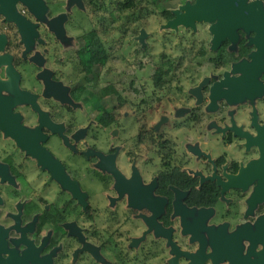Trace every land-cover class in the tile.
I'll use <instances>...</instances> for the list:
<instances>
[{
  "label": "flooded vegetation",
  "instance_id": "obj_1",
  "mask_svg": "<svg viewBox=\"0 0 264 264\" xmlns=\"http://www.w3.org/2000/svg\"><path fill=\"white\" fill-rule=\"evenodd\" d=\"M159 1L180 55L146 95L139 0L0 14V262L264 264V28H171L196 0Z\"/></svg>",
  "mask_w": 264,
  "mask_h": 264
},
{
  "label": "water",
  "instance_id": "obj_2",
  "mask_svg": "<svg viewBox=\"0 0 264 264\" xmlns=\"http://www.w3.org/2000/svg\"><path fill=\"white\" fill-rule=\"evenodd\" d=\"M14 2L15 0H0V14L23 25L22 20L12 11ZM27 2L32 4L30 1ZM174 15V20L167 24L171 28L179 26L195 28V24L200 22L214 23L211 28H264V15L261 13L260 5L257 3L247 5L246 0H196L194 5L183 6L180 11L174 12ZM236 83L234 97H239L238 90L247 94V82L239 80ZM231 92L232 89L224 96L230 98ZM23 261L25 258L15 260L11 257L0 264H21Z\"/></svg>",
  "mask_w": 264,
  "mask_h": 264
},
{
  "label": "rangeland",
  "instance_id": "obj_3",
  "mask_svg": "<svg viewBox=\"0 0 264 264\" xmlns=\"http://www.w3.org/2000/svg\"><path fill=\"white\" fill-rule=\"evenodd\" d=\"M153 0H139V10H138V26L139 28L145 27L146 33L149 35V38L146 39L147 51L143 52L142 47H140V72H139V87L141 88L144 95L148 94L151 90L149 85V76L153 72V63L152 58H154L156 70L159 67H164L163 56L166 55L168 59L169 55H172V59H177L180 55L179 50L175 49L177 45V40L173 42H161L160 36L164 34V30H159L163 28V22L160 20L158 8L154 9L151 2ZM159 4L161 8L174 10L179 5L177 0H160ZM125 20V19H124ZM169 28V27H168ZM154 35H157L154 37ZM145 90V91H143Z\"/></svg>",
  "mask_w": 264,
  "mask_h": 264
},
{
  "label": "trees",
  "instance_id": "obj_4",
  "mask_svg": "<svg viewBox=\"0 0 264 264\" xmlns=\"http://www.w3.org/2000/svg\"><path fill=\"white\" fill-rule=\"evenodd\" d=\"M170 18H172V15L171 16H169ZM142 28H145V27H142Z\"/></svg>",
  "mask_w": 264,
  "mask_h": 264
}]
</instances>
